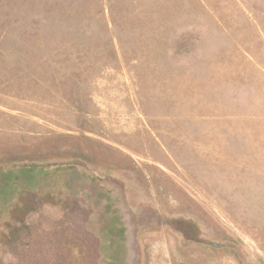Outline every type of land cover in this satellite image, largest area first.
I'll use <instances>...</instances> for the list:
<instances>
[{
	"label": "rangeland",
	"instance_id": "rangeland-1",
	"mask_svg": "<svg viewBox=\"0 0 264 264\" xmlns=\"http://www.w3.org/2000/svg\"><path fill=\"white\" fill-rule=\"evenodd\" d=\"M0 264H264V0H0Z\"/></svg>",
	"mask_w": 264,
	"mask_h": 264
}]
</instances>
